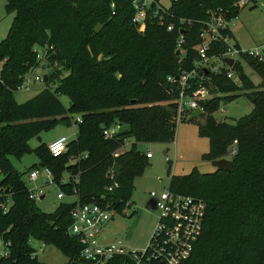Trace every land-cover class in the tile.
<instances>
[{
  "label": "trees",
  "instance_id": "16d2710c",
  "mask_svg": "<svg viewBox=\"0 0 264 264\" xmlns=\"http://www.w3.org/2000/svg\"><path fill=\"white\" fill-rule=\"evenodd\" d=\"M237 1L177 0L171 8L172 20L179 27L180 18L192 21L184 28L186 43L179 56V28L169 32L152 18L134 24L133 0H7L6 12L13 19L0 43V205L9 200L10 207L6 214L0 207V239L11 244V255L1 264H40L32 258V240L57 249L68 259L66 264H81L82 245L68 235L74 202L63 201L52 213H45L31 199L11 157L37 153L67 196L73 194L74 183L62 185L61 180L65 174L81 173L82 203L103 197L118 212L124 211L135 180L148 166L149 159L137 144L170 143L176 137L177 79L192 72L200 58L196 47L201 42V20L211 10L229 19L237 17ZM37 46L46 48L51 65H58L47 82L56 88L17 104L14 90L20 77L39 67ZM221 51V45H214L208 56ZM243 61L261 77L260 87L244 74L240 61L232 71L242 86L225 70L202 73L211 94L199 104L202 115H207L199 136L210 142L203 160L226 158L233 166L228 172L194 169L189 175L172 176V191L208 204L204 230L182 264H264V62ZM170 77L176 83H170ZM243 91L251 92V113L232 124L219 122L214 115L221 103L237 100ZM61 96L68 98V109ZM78 116L82 123L67 154L54 158L42 140L37 149L31 148L32 140L61 124L72 126ZM114 127L119 131L106 139L104 131ZM130 140L135 143L126 149ZM235 141L236 153L229 156ZM121 263L122 258L115 257L107 264Z\"/></svg>",
  "mask_w": 264,
  "mask_h": 264
},
{
  "label": "built area",
  "instance_id": "2783aa9c",
  "mask_svg": "<svg viewBox=\"0 0 264 264\" xmlns=\"http://www.w3.org/2000/svg\"><path fill=\"white\" fill-rule=\"evenodd\" d=\"M177 0H133V23L136 25L144 24L149 18L156 19L160 25L167 28V31L173 32L179 28V37L177 40V52L179 56L183 55V46L186 43L184 28L191 24V20L187 18H180L179 25L174 22L171 8ZM250 6L263 7L264 0H238L234 3V8L239 10L243 7ZM112 7L115 4L112 3ZM237 18V17H235ZM235 18H227V16L220 11L209 12L208 18L201 20L202 29L200 34V44L196 47L199 54V60L195 63V68L190 73H184L183 76L177 79L180 85L179 97L176 100L178 104L177 122L186 119L193 111L201 109L199 104L201 101L211 97L210 90L205 86L206 77L202 74L204 71L221 73L224 70L227 72V77L238 84L239 79L224 61L225 59H232L235 64L236 59L250 58L259 62H264V44L257 46L252 50L243 49L234 39L231 24ZM214 45H221L222 51L220 54L209 57L208 53ZM34 52L37 55L39 63H48L49 67L54 70L59 69L58 65H51L48 59V51L43 47H35ZM218 60L222 63L223 68L219 69L213 65V61ZM234 64V65H235ZM1 69V67H0ZM50 73V74H52ZM49 74V75H50ZM47 75V77H49ZM20 84L14 90L17 91H31L33 89L44 91H54L55 83L47 84L43 76H38L34 71H30L24 76L20 77ZM1 81V79H0ZM170 83H176L174 77L168 79ZM202 110V109H201ZM82 123L81 117L73 120L72 126L77 128L75 137L78 134V124ZM119 127L107 129L104 131L106 139H111ZM76 139V138H75ZM74 141V140H73ZM70 141L66 137L54 140L48 145L49 151L54 158L61 157L68 153ZM229 150V156L236 153L235 145ZM128 142L126 146H128ZM148 159L152 158L151 153H147ZM111 179H114L115 171H109ZM40 177L44 178L45 186L55 185L58 188L57 198L60 201L73 198L74 208L72 209V223L68 229V235L77 238L82 250L79 255L81 264H107L115 257H121V264H152L155 262L162 264H182L188 260L194 247L199 240L205 226L208 204L204 199L197 198L190 195L175 193L170 188L164 190L160 195L151 193V199H157V215L159 222L156 231L151 239L149 247L144 251H129L121 242H109L105 236L104 229L106 225L113 219L115 208L103 201L94 200L90 203H82L79 198V185L81 173L76 175H67L61 180L62 185L74 183V190L71 196H67L62 191L54 180L53 173L46 167H38L32 169L29 173V181L37 183ZM113 188H110L112 190ZM40 188L35 187L34 190H29L31 199L37 200L42 198ZM130 205V203H129ZM4 214H6L10 207V201H4L0 205ZM33 240L30 241L32 246ZM42 247L46 245L41 243ZM9 242L0 239V264L2 260L10 258ZM33 247V246H32ZM34 248V247H33ZM33 259H38V253L32 255Z\"/></svg>",
  "mask_w": 264,
  "mask_h": 264
},
{
  "label": "rangeland",
  "instance_id": "374dc122",
  "mask_svg": "<svg viewBox=\"0 0 264 264\" xmlns=\"http://www.w3.org/2000/svg\"><path fill=\"white\" fill-rule=\"evenodd\" d=\"M7 0H0V43L7 37L8 31L12 24L13 15L6 12ZM246 10L253 11L252 20L254 22L248 30L239 22L234 29L241 47L245 50H252L257 46L264 44V8L259 6L255 8L248 7ZM253 37H251V34ZM243 65V71L256 88L262 84L261 77L242 59H236ZM214 66L219 69L223 68L220 61L214 60ZM1 65V64H0ZM38 76H47L52 73V69L48 63H40L39 67L34 71ZM245 84V83H244ZM242 86V81L238 82ZM40 93V90L33 89L31 91H17L14 95L17 104H23ZM242 96L233 102L221 103L219 111L214 115L219 122L235 123L237 120L251 113L253 105L248 95L250 91L239 92ZM61 102L68 109L70 104L68 98L61 96ZM207 115L204 114L194 121L191 116L178 123L176 137L170 143H138L137 149L142 155L152 154L148 162V166L142 177L134 182V191L129 200L128 205L122 212H115L113 219L106 225L104 234L109 242H121L129 251H144L149 247L151 239L156 231L159 217L156 213H152L147 207V203L151 199V193L160 195L164 190L170 188L172 176H185L198 169L201 173H211L215 171L212 162L203 160V156L209 152L210 142L208 138L199 136V128L206 122ZM75 120V119H74ZM115 128V127H114ZM74 126L59 125L44 132L39 138L42 143L49 145L54 140L62 137L68 138L70 141L75 140ZM133 140L129 141L126 149L134 144ZM33 150L40 146V141L34 139L30 142ZM11 162L19 175L23 176V180L29 190L35 187L40 188L38 193L41 196L46 195L44 200H37V205L45 212L52 213L62 202L57 198L58 188L55 185L45 186L43 177L33 183L29 181V173L34 167H40L42 159L40 156L31 152L24 155L21 159L11 157ZM172 169L170 171V164ZM67 178V174H65ZM66 202L74 201L73 198L66 199ZM32 246L38 253L40 264H66L68 259L65 258L57 249L49 246L42 247L41 243L34 241Z\"/></svg>",
  "mask_w": 264,
  "mask_h": 264
},
{
  "label": "water",
  "instance_id": "95a60500",
  "mask_svg": "<svg viewBox=\"0 0 264 264\" xmlns=\"http://www.w3.org/2000/svg\"><path fill=\"white\" fill-rule=\"evenodd\" d=\"M180 53L177 52V55H179ZM229 67H233L235 64V61L232 59H225L224 61ZM205 74H208V71H204ZM44 80L47 82L48 77L44 76ZM135 101H132V104H134ZM203 111L201 109H198L191 117V119H195L198 118L200 116H202ZM39 141H41V138H38ZM212 166L216 169V170H220V171H230L232 166H233V161L229 160V159H221V160H217V161H213L212 162ZM40 167H44L43 164H40ZM45 197L42 196L41 200H43ZM157 204L158 201L157 199H150L149 202L147 203L146 207L152 212V213H157Z\"/></svg>",
  "mask_w": 264,
  "mask_h": 264
},
{
  "label": "crops",
  "instance_id": "0c3cea01",
  "mask_svg": "<svg viewBox=\"0 0 264 264\" xmlns=\"http://www.w3.org/2000/svg\"><path fill=\"white\" fill-rule=\"evenodd\" d=\"M248 7H250V6H246V7L241 8L240 11H239V14H238L237 18H235L233 20V23L231 24V30H232L233 37H234V39L236 40V42L240 46H241V44L239 43L236 35L234 34V29H235V27L237 26V24L239 22L243 27H245L248 30V28L251 26L250 24H252L254 22V20H252V13H253V11L246 10ZM250 8H252V7H250ZM250 34H251V32H250ZM251 37H253V34H251ZM195 112L196 111H193L190 114V116L192 117V115ZM43 196L46 198V195H43Z\"/></svg>",
  "mask_w": 264,
  "mask_h": 264
}]
</instances>
